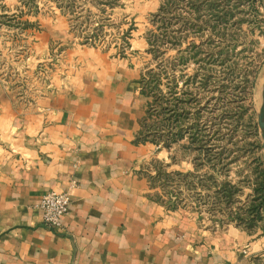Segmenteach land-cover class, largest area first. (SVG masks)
Returning <instances> with one entry per match:
<instances>
[{"label":"rangeland","instance_id":"obj_1","mask_svg":"<svg viewBox=\"0 0 264 264\" xmlns=\"http://www.w3.org/2000/svg\"><path fill=\"white\" fill-rule=\"evenodd\" d=\"M71 50L141 70L140 139L170 152L144 171L155 196L210 226L260 223L264 0H0V83L13 102L31 105Z\"/></svg>","mask_w":264,"mask_h":264},{"label":"crops","instance_id":"obj_2","mask_svg":"<svg viewBox=\"0 0 264 264\" xmlns=\"http://www.w3.org/2000/svg\"><path fill=\"white\" fill-rule=\"evenodd\" d=\"M69 55L31 105L0 83V264H264V215L223 229L155 196L144 171L170 152L140 139L141 70L101 51ZM50 192L71 199L62 229L40 210Z\"/></svg>","mask_w":264,"mask_h":264},{"label":"built area","instance_id":"obj_3","mask_svg":"<svg viewBox=\"0 0 264 264\" xmlns=\"http://www.w3.org/2000/svg\"><path fill=\"white\" fill-rule=\"evenodd\" d=\"M70 205L71 199L67 193L46 194L40 205L45 225L52 229H62V219L68 214Z\"/></svg>","mask_w":264,"mask_h":264},{"label":"water","instance_id":"obj_4","mask_svg":"<svg viewBox=\"0 0 264 264\" xmlns=\"http://www.w3.org/2000/svg\"><path fill=\"white\" fill-rule=\"evenodd\" d=\"M259 128L262 132V138H263V149H264V103H263V108L262 111L259 115V122H258ZM263 163H264V159H263Z\"/></svg>","mask_w":264,"mask_h":264},{"label":"trees","instance_id":"obj_5","mask_svg":"<svg viewBox=\"0 0 264 264\" xmlns=\"http://www.w3.org/2000/svg\"><path fill=\"white\" fill-rule=\"evenodd\" d=\"M263 178H264V173H263ZM263 187H264V183H263Z\"/></svg>","mask_w":264,"mask_h":264}]
</instances>
